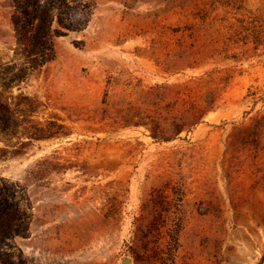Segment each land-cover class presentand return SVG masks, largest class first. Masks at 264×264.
<instances>
[{
	"label": "rangeland",
	"instance_id": "obj_1",
	"mask_svg": "<svg viewBox=\"0 0 264 264\" xmlns=\"http://www.w3.org/2000/svg\"><path fill=\"white\" fill-rule=\"evenodd\" d=\"M12 6L0 0V78L26 63ZM90 12L53 60L0 86L14 122L0 186L27 217L0 264H264V0Z\"/></svg>",
	"mask_w": 264,
	"mask_h": 264
},
{
	"label": "trees",
	"instance_id": "obj_2",
	"mask_svg": "<svg viewBox=\"0 0 264 264\" xmlns=\"http://www.w3.org/2000/svg\"><path fill=\"white\" fill-rule=\"evenodd\" d=\"M12 4L10 23L17 45L23 46L26 63L15 71L10 67L3 70L5 74L0 78L3 88L24 82L33 72L53 60V40L65 37L69 32L82 31L88 24L92 8V0H12ZM163 124L169 128L150 130L152 139L167 142L178 136L184 127L183 121L174 129L167 122ZM13 127L8 109L0 104V135ZM16 204L10 187L1 185L0 243L21 236L27 230V217Z\"/></svg>",
	"mask_w": 264,
	"mask_h": 264
},
{
	"label": "water",
	"instance_id": "obj_3",
	"mask_svg": "<svg viewBox=\"0 0 264 264\" xmlns=\"http://www.w3.org/2000/svg\"><path fill=\"white\" fill-rule=\"evenodd\" d=\"M123 264H128V260H124L123 261Z\"/></svg>",
	"mask_w": 264,
	"mask_h": 264
}]
</instances>
